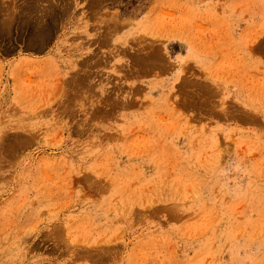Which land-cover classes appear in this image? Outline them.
Wrapping results in <instances>:
<instances>
[{"label": "rangeland", "instance_id": "374dc122", "mask_svg": "<svg viewBox=\"0 0 264 264\" xmlns=\"http://www.w3.org/2000/svg\"><path fill=\"white\" fill-rule=\"evenodd\" d=\"M0 264H264V0H0Z\"/></svg>", "mask_w": 264, "mask_h": 264}, {"label": "bare ground", "instance_id": "6f19581e", "mask_svg": "<svg viewBox=\"0 0 264 264\" xmlns=\"http://www.w3.org/2000/svg\"><path fill=\"white\" fill-rule=\"evenodd\" d=\"M144 68V67H143Z\"/></svg>", "mask_w": 264, "mask_h": 264}]
</instances>
